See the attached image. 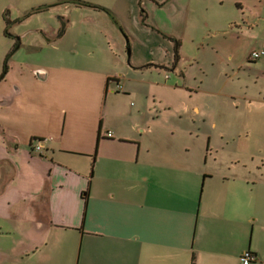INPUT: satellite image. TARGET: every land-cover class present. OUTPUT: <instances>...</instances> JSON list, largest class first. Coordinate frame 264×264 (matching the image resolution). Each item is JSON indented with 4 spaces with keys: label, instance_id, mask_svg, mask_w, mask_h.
Here are the masks:
<instances>
[{
    "label": "crops",
    "instance_id": "crops-1",
    "mask_svg": "<svg viewBox=\"0 0 264 264\" xmlns=\"http://www.w3.org/2000/svg\"><path fill=\"white\" fill-rule=\"evenodd\" d=\"M85 2L109 10L129 34L130 21L148 25L144 0ZM89 8L88 19L108 18L101 33L113 27L108 13ZM52 28L3 36L0 264H243L248 251L264 264L263 157L229 142L214 148L199 120L181 116L153 83L145 92L122 75L77 66L68 52L35 63L30 44L65 36ZM144 66L178 64L135 65ZM131 98L138 105L124 104Z\"/></svg>",
    "mask_w": 264,
    "mask_h": 264
},
{
    "label": "rangeland",
    "instance_id": "rangeland-1",
    "mask_svg": "<svg viewBox=\"0 0 264 264\" xmlns=\"http://www.w3.org/2000/svg\"><path fill=\"white\" fill-rule=\"evenodd\" d=\"M73 1L0 0V53L4 33L13 38L15 31L32 35L59 25L66 31L64 38L43 47L30 44L28 58L51 65L56 54L68 52L77 66L122 75L145 92L153 83L165 102L183 108L181 116L199 120L196 128L203 136L212 135L214 148L229 142L230 149L264 160V64H259L264 55L249 60L254 51H264V0H144L148 25L128 22L132 36L110 15L115 26L101 33L108 18L105 23L90 20L89 7L95 5ZM67 19L72 20L69 31ZM170 38L181 43L177 62ZM24 49L17 55L25 54ZM147 63L178 66L175 71L135 67ZM153 100L148 98L152 105ZM123 102L138 105L139 99Z\"/></svg>",
    "mask_w": 264,
    "mask_h": 264
},
{
    "label": "trees",
    "instance_id": "trees-1",
    "mask_svg": "<svg viewBox=\"0 0 264 264\" xmlns=\"http://www.w3.org/2000/svg\"><path fill=\"white\" fill-rule=\"evenodd\" d=\"M76 5H79V6H81V5H87V6H91V4L90 3H88V2H81V1H79V0H74L73 1ZM94 8H99V9H101V10H103V11H105L106 13H108L115 21H116V19H115V17H114V15L109 11V10H107V9H105V8H103V7H100V6H94ZM44 9H46V7L45 8H40V9H38V10H36V12H39L40 10H44ZM35 13V12H34ZM145 13V12H144ZM147 19V15H146V13H145V16H144V21ZM6 23H7V25H9L10 23H9V21L8 20H6ZM171 39V41L172 42H174L175 43V60H176V62L177 61H179V59H180V47H181V43H180V41H178V40H176V39H173V38H170ZM18 43H19V41H17V44H16V47L18 46ZM16 49V48H15ZM15 50H13L10 54H8V56H7V58H6V61H5V67H4V71H3V74H2V76H1V78H3L4 76H5V74L7 73V70H8V62H9V59L11 58V56H12V54H13V52H14Z\"/></svg>",
    "mask_w": 264,
    "mask_h": 264
},
{
    "label": "built area",
    "instance_id": "built-area-1",
    "mask_svg": "<svg viewBox=\"0 0 264 264\" xmlns=\"http://www.w3.org/2000/svg\"><path fill=\"white\" fill-rule=\"evenodd\" d=\"M264 55V51H254L252 53V59L258 60ZM118 89L121 90L122 86L119 84ZM109 136H111V133H109ZM42 144L41 142H38V144L35 146V150L41 151L42 150ZM241 260L243 261V264H252L257 260V257L254 253L248 251L241 255Z\"/></svg>",
    "mask_w": 264,
    "mask_h": 264
},
{
    "label": "water",
    "instance_id": "water-1",
    "mask_svg": "<svg viewBox=\"0 0 264 264\" xmlns=\"http://www.w3.org/2000/svg\"><path fill=\"white\" fill-rule=\"evenodd\" d=\"M64 31V29L62 30V32ZM129 54H130V52H129Z\"/></svg>",
    "mask_w": 264,
    "mask_h": 264
}]
</instances>
